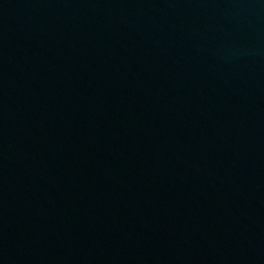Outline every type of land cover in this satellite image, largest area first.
Segmentation results:
<instances>
[{
	"label": "water",
	"instance_id": "water-1",
	"mask_svg": "<svg viewBox=\"0 0 264 264\" xmlns=\"http://www.w3.org/2000/svg\"><path fill=\"white\" fill-rule=\"evenodd\" d=\"M0 264H264V0H0Z\"/></svg>",
	"mask_w": 264,
	"mask_h": 264
}]
</instances>
